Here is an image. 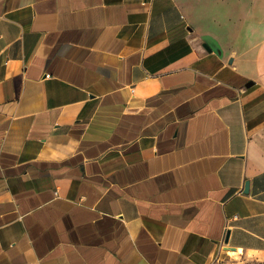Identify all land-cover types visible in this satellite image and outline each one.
I'll return each instance as SVG.
<instances>
[{
  "label": "crops",
  "instance_id": "1",
  "mask_svg": "<svg viewBox=\"0 0 264 264\" xmlns=\"http://www.w3.org/2000/svg\"><path fill=\"white\" fill-rule=\"evenodd\" d=\"M0 264H264V0H0Z\"/></svg>",
  "mask_w": 264,
  "mask_h": 264
},
{
  "label": "water",
  "instance_id": "2",
  "mask_svg": "<svg viewBox=\"0 0 264 264\" xmlns=\"http://www.w3.org/2000/svg\"><path fill=\"white\" fill-rule=\"evenodd\" d=\"M208 49H209V47H208ZM209 50H210V49H209ZM249 85H252V84L250 83ZM248 192H249V182H247L246 185H245V193H248ZM228 237H229V236H227L226 243H227L228 240H229ZM227 249H232V250H234L235 248H232V247H228V246H227Z\"/></svg>",
  "mask_w": 264,
  "mask_h": 264
},
{
  "label": "rangeland",
  "instance_id": "3",
  "mask_svg": "<svg viewBox=\"0 0 264 264\" xmlns=\"http://www.w3.org/2000/svg\"><path fill=\"white\" fill-rule=\"evenodd\" d=\"M201 8H202V7H201ZM193 9L195 10L194 12H196V10H197V9H200V7H199V8L196 7V8H193Z\"/></svg>",
  "mask_w": 264,
  "mask_h": 264
}]
</instances>
